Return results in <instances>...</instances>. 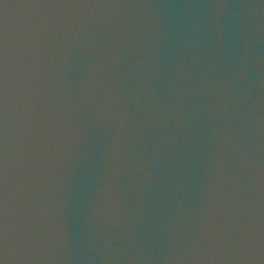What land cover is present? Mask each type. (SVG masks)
Listing matches in <instances>:
<instances>
[{
	"label": "water",
	"instance_id": "water-1",
	"mask_svg": "<svg viewBox=\"0 0 264 264\" xmlns=\"http://www.w3.org/2000/svg\"><path fill=\"white\" fill-rule=\"evenodd\" d=\"M224 106L257 264H264V0H195Z\"/></svg>",
	"mask_w": 264,
	"mask_h": 264
}]
</instances>
